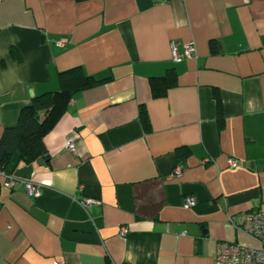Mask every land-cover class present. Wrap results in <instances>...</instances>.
I'll return each mask as SVG.
<instances>
[{
    "label": "crops",
    "instance_id": "0c3cea01",
    "mask_svg": "<svg viewBox=\"0 0 264 264\" xmlns=\"http://www.w3.org/2000/svg\"><path fill=\"white\" fill-rule=\"evenodd\" d=\"M75 66L106 80L74 95L47 157L14 155L11 187L0 172V264H214L217 241L255 244L229 218L264 211V0H0V133Z\"/></svg>",
    "mask_w": 264,
    "mask_h": 264
},
{
    "label": "trees",
    "instance_id": "16d2710c",
    "mask_svg": "<svg viewBox=\"0 0 264 264\" xmlns=\"http://www.w3.org/2000/svg\"><path fill=\"white\" fill-rule=\"evenodd\" d=\"M210 47L213 52L216 51L215 45H210ZM10 53L16 59L19 58L13 48L10 49ZM57 79L58 90L33 96L30 102L20 109L16 123L3 128L1 131L0 172L6 173L14 155H17L18 162L22 163H30L38 157H47L43 137L52 130L65 113L74 95L80 90L90 88L106 80L96 79L85 74L80 66L58 72ZM149 85L152 97L163 96L169 88L176 85L174 71L168 69L164 75L150 78ZM139 119L143 128L146 131L149 130V120L143 106L139 110ZM217 119L219 123L222 121L220 111Z\"/></svg>",
    "mask_w": 264,
    "mask_h": 264
},
{
    "label": "built area",
    "instance_id": "2783aa9c",
    "mask_svg": "<svg viewBox=\"0 0 264 264\" xmlns=\"http://www.w3.org/2000/svg\"><path fill=\"white\" fill-rule=\"evenodd\" d=\"M156 1V0H151ZM66 38L61 37L55 40L59 46L66 43ZM178 43L170 41V54L174 62H179L185 58H191L195 54V48L192 42L182 44L181 50L178 49ZM67 149L71 153H75V146L71 140L67 141ZM238 162L234 159H229V167L236 168ZM181 172L180 165L174 169V174L179 175ZM5 181L3 183L6 187H11L15 179L13 176L1 172ZM24 189L27 194L32 196H39L41 192V185L31 182H23ZM195 198L192 195H186L183 199V205L191 207L195 204ZM83 208H87L94 203L95 199L84 198L79 201ZM230 225L239 232H242L255 241L254 245H244L237 242L220 240L215 245L214 264H264V211H249L240 213L229 218ZM127 233L125 227L119 229V235L124 236Z\"/></svg>",
    "mask_w": 264,
    "mask_h": 264
}]
</instances>
